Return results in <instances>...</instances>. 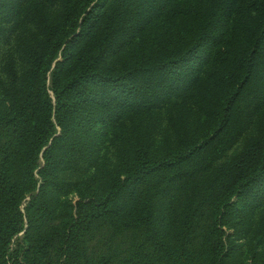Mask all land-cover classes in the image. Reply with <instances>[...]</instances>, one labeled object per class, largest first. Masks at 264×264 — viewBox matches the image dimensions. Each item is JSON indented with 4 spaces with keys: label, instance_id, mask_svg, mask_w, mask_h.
<instances>
[{
    "label": "trees",
    "instance_id": "16d2710c",
    "mask_svg": "<svg viewBox=\"0 0 264 264\" xmlns=\"http://www.w3.org/2000/svg\"><path fill=\"white\" fill-rule=\"evenodd\" d=\"M0 61V264H231L264 202V0H0ZM186 88L205 116L158 140Z\"/></svg>",
    "mask_w": 264,
    "mask_h": 264
},
{
    "label": "rangeland",
    "instance_id": "374dc122",
    "mask_svg": "<svg viewBox=\"0 0 264 264\" xmlns=\"http://www.w3.org/2000/svg\"><path fill=\"white\" fill-rule=\"evenodd\" d=\"M51 10L53 12L58 11L57 6H52ZM26 10L23 13L25 15ZM23 18V23H24ZM146 39L147 36H144ZM0 64L2 62L0 61ZM213 67L208 66L205 69L204 76L206 77V84L210 86L213 81V77L216 76L213 73ZM210 73V74H209ZM205 90L198 88H186L182 90L179 95L173 98V102L164 108L160 116H158L160 127L157 130V139L162 140L169 130V115L171 112H176L178 109L185 108L186 112L190 115V121L195 127V123L201 120L205 116V110L203 105L206 104L207 99H204ZM1 100V97H0ZM255 125L252 131L241 138L232 148L231 153L240 151L246 137L251 136L255 132ZM101 154L105 157L110 155V163L113 164L116 161V157L112 152H108L107 149L101 151ZM91 172V171H90ZM78 199V194L72 192L67 196L61 197V210H67L71 207V204H75ZM29 200V197L27 198ZM231 228L227 227V236L229 234V242H231L236 247L233 257L230 259L231 264H253L254 261H259L264 257V202L260 203L255 209H245L242 212H238L232 217ZM235 229L238 230L236 236Z\"/></svg>",
    "mask_w": 264,
    "mask_h": 264
}]
</instances>
